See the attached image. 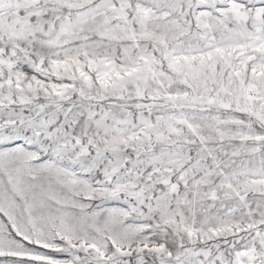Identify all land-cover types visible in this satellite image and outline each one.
I'll use <instances>...</instances> for the list:
<instances>
[{"label": "snow or ice", "instance_id": "obj_1", "mask_svg": "<svg viewBox=\"0 0 264 264\" xmlns=\"http://www.w3.org/2000/svg\"><path fill=\"white\" fill-rule=\"evenodd\" d=\"M0 264H264V0H0Z\"/></svg>", "mask_w": 264, "mask_h": 264}]
</instances>
